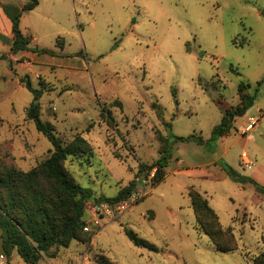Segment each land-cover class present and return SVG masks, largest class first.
Returning a JSON list of instances; mask_svg holds the SVG:
<instances>
[{"label":"rangeland","instance_id":"374dc122","mask_svg":"<svg viewBox=\"0 0 264 264\" xmlns=\"http://www.w3.org/2000/svg\"><path fill=\"white\" fill-rule=\"evenodd\" d=\"M77 12L81 32L65 40L63 55L38 54L29 65L0 46V162L28 172L52 150L26 119L33 96L19 79L27 77L42 91L41 121L62 144L80 136L92 148L91 157L64 162L74 181L95 199L113 198L133 181L128 198L136 194L135 202L113 209L100 229L83 231L87 242L73 241L38 264H95L101 257L114 264H252L264 252V204L252 186L246 190L218 172L222 163L237 168L242 153L252 161L246 173L264 168V0H87ZM67 25L76 31L73 20ZM240 83L249 85L253 104L224 140L211 141L222 112L239 105ZM249 117L259 121L244 133ZM190 136L203 143L174 140ZM160 137L168 138L171 156L154 186L148 172L136 173L139 164L157 160ZM191 187L231 229L234 252H217L196 230ZM101 203L87 201L85 218ZM124 230L157 252L135 247Z\"/></svg>","mask_w":264,"mask_h":264},{"label":"trees","instance_id":"16d2710c","mask_svg":"<svg viewBox=\"0 0 264 264\" xmlns=\"http://www.w3.org/2000/svg\"><path fill=\"white\" fill-rule=\"evenodd\" d=\"M38 5L37 0H27L21 9L0 5L4 14L11 22L13 34L10 52L29 50L30 39L24 36L19 28L22 13L33 10ZM134 24V20L131 21ZM56 46L62 45L56 41ZM34 53L55 56L47 49H32ZM232 68V67H231ZM238 72L232 68V72ZM19 82L32 94L33 101L26 110V119L34 124L38 133L43 135L52 145L48 156L38 166L28 172L8 168L0 162V247L6 264H12L11 258L16 254L24 264H38L40 259L55 258L56 250L67 248L71 242L85 243L89 236L84 235L85 221L84 205L87 201H103L114 205L127 199L134 188L132 181L127 187L118 191L113 198H93L91 189L83 188L69 175L64 168L68 158L92 156V148L86 140L76 136L69 144L63 145L55 135L51 124L41 121L39 98L41 90L34 89L27 77ZM260 84V83H258ZM249 85L240 83L238 86L239 105L222 112L220 123L211 131V141L226 136L233 128L237 118L245 115L252 106L255 95L246 92ZM121 107V103H117ZM158 115L161 112L158 111ZM170 126V124H165ZM175 142L195 141L201 145L200 137H174ZM162 148L156 161L149 165L139 164L136 177L144 171L154 170L151 179L155 186L165 178V169L170 159V142L166 137H160ZM222 170L230 181L245 185L251 184L255 191L264 194V187L253 179L240 175L226 163L221 164ZM190 208L193 212L195 228L206 236L219 253H232L237 249L230 228H222L219 217L210 206L206 197L193 189H188ZM129 241L139 248L157 252V248L139 238L131 230H124ZM95 264H114L101 257ZM252 264H264V252L252 260Z\"/></svg>","mask_w":264,"mask_h":264},{"label":"crops","instance_id":"0c3cea01","mask_svg":"<svg viewBox=\"0 0 264 264\" xmlns=\"http://www.w3.org/2000/svg\"><path fill=\"white\" fill-rule=\"evenodd\" d=\"M38 5L31 11L22 13L19 22V28L21 33L29 37L30 46H36L38 49V45L42 43V41H49L54 44L53 47H45L41 49H47L55 53V56L63 55L65 51L64 43H66V39L72 36L73 33H80L81 26L78 24L79 13L77 12V7H84L87 0H37ZM27 2V0H0V5H7L11 7H15L17 9H21L22 6ZM73 20L76 26V31H70L68 27V22ZM74 26V25H73ZM13 34L11 31V22L4 14L1 6H0V46L5 48L8 54L10 52V46L12 43ZM56 41H59L62 45L61 48L56 46ZM19 54V58L25 59V63L32 65L33 62L29 61V58L37 56L38 53H34L31 50L26 51H18L13 56ZM43 56H50L47 54H42ZM51 56V57H55ZM247 113V112H246ZM246 113L244 116H246ZM253 118V117H249ZM248 118V119H249ZM236 121V120H235ZM234 121V123H235ZM259 119L257 120L254 128L251 130L253 132L257 127ZM246 127V126H245ZM245 129V128H244ZM244 133L245 130H243ZM226 137V136H224ZM224 137L220 138L218 142L224 140ZM249 158V157H248ZM250 159V158H249ZM215 162L209 164L212 168L217 170V166L214 164ZM227 164V163H226ZM229 165V164H227ZM230 166V165H229ZM232 167V166H230ZM237 173L249 177L257 182L259 185L264 187V168L261 166L254 167L252 172L246 173L242 168H240L239 164L237 168L232 167ZM219 175L223 177V179L227 178L226 173L219 167ZM208 178H213L208 176ZM251 184L242 185V188L246 190H250ZM253 187V186H252ZM254 191H251L252 196L256 197L258 200V204H264V199L256 193L254 187ZM205 194V193H204ZM206 195V194H205ZM231 201H233L231 199ZM246 210V209H245ZM1 249V247H0ZM16 254L12 255L11 263L12 264H24ZM0 259L5 260L2 253L0 254Z\"/></svg>","mask_w":264,"mask_h":264},{"label":"built area","instance_id":"2783aa9c","mask_svg":"<svg viewBox=\"0 0 264 264\" xmlns=\"http://www.w3.org/2000/svg\"><path fill=\"white\" fill-rule=\"evenodd\" d=\"M257 122L256 118H249L247 121V125L245 127V132H250L255 124ZM240 161H239V166L240 168H249L252 165V161L248 158V156L246 155V153H242L239 157ZM147 172V171H144ZM143 172V173H144ZM148 174L151 176V178L153 177L154 174V170H151L148 172ZM136 194H133L132 198L135 197ZM132 198H128L126 201L122 202L121 204L118 205L114 204V205H109V204H94L92 207L89 208V213H87V219L85 218L84 221V227H83V231H90L91 228H95V229H100L101 227V223L100 221L106 217H110L111 216V212L116 209H121L124 207V205L126 204H131L134 203L132 202ZM88 212V210H87Z\"/></svg>","mask_w":264,"mask_h":264}]
</instances>
